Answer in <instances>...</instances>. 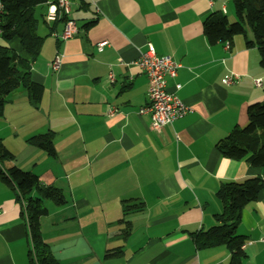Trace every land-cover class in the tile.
<instances>
[{
	"label": "crops",
	"instance_id": "obj_1",
	"mask_svg": "<svg viewBox=\"0 0 264 264\" xmlns=\"http://www.w3.org/2000/svg\"><path fill=\"white\" fill-rule=\"evenodd\" d=\"M70 2L67 22L61 13L47 21L49 4L36 17L45 40L31 75L44 93L37 108L23 88L9 96L0 137L15 159L0 164L4 177L16 166L62 190L65 204L45 201L40 219L60 264H219V247L198 250L191 235L217 215L209 0ZM68 23L76 32L62 41ZM147 44L181 64L167 91L190 110L160 132L139 114L149 80L133 63ZM4 45L28 58L18 40ZM47 133L56 158L27 142ZM22 211L16 187L0 176V264H29Z\"/></svg>",
	"mask_w": 264,
	"mask_h": 264
},
{
	"label": "trees",
	"instance_id": "obj_2",
	"mask_svg": "<svg viewBox=\"0 0 264 264\" xmlns=\"http://www.w3.org/2000/svg\"><path fill=\"white\" fill-rule=\"evenodd\" d=\"M57 0H0L3 8L0 14V118L3 116L4 107L9 101V96L18 88H23L36 108L41 103L44 87L32 80L31 65L38 58L45 37L38 33V19L36 9L46 4H54ZM60 21L67 22L65 14H61ZM60 16V17H61ZM55 24V23H54ZM204 34L210 42V19L204 24ZM54 28L52 26L51 30ZM18 40L23 53L28 58L21 57L6 43ZM211 43V42H210ZM54 134L47 133L28 139V144L44 151L48 156L56 158V149L53 143ZM14 155L4 146L0 137V164L13 161ZM9 175L4 177L0 167V176L13 183L23 204L22 215L28 226V236L31 248L28 253L29 264H60L54 257L49 245L44 241L41 232L40 219L48 214L44 206L45 201H51L56 206L65 204V197L61 189L42 184L40 178L31 172L23 171L16 166L8 169ZM38 196H34V193ZM125 203V202H124ZM125 211H130L138 206H124ZM215 226L208 230H201L191 234L195 247L198 250L218 247V222L217 215ZM125 235H129L130 222L125 221ZM120 251H109L107 256H117Z\"/></svg>",
	"mask_w": 264,
	"mask_h": 264
},
{
	"label": "built area",
	"instance_id": "obj_3",
	"mask_svg": "<svg viewBox=\"0 0 264 264\" xmlns=\"http://www.w3.org/2000/svg\"><path fill=\"white\" fill-rule=\"evenodd\" d=\"M49 5V13L46 17L49 22L55 21L58 13L66 15L70 10V0H57L56 3ZM2 10L0 4V14ZM75 32V26L68 23L60 40L66 41L73 38ZM107 43L98 44V49L102 50ZM63 57L60 53L56 55L51 63L53 71L60 68ZM133 65L139 68L140 72L149 80L148 103L139 110V114L150 116V128L153 131H162L190 111L178 97L167 91V77L177 76L178 70L182 67L179 62H176L171 56H158L154 47L147 44L146 51L140 54Z\"/></svg>",
	"mask_w": 264,
	"mask_h": 264
},
{
	"label": "rangeland",
	"instance_id": "obj_4",
	"mask_svg": "<svg viewBox=\"0 0 264 264\" xmlns=\"http://www.w3.org/2000/svg\"><path fill=\"white\" fill-rule=\"evenodd\" d=\"M71 3V2H70ZM41 14H44V9L40 6L36 9V17H40ZM23 56H25L24 54H22Z\"/></svg>",
	"mask_w": 264,
	"mask_h": 264
}]
</instances>
